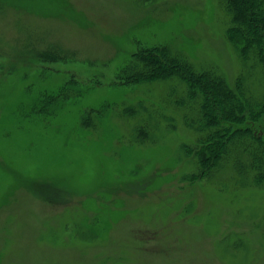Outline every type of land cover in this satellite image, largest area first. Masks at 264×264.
<instances>
[{
	"label": "rangeland",
	"instance_id": "1",
	"mask_svg": "<svg viewBox=\"0 0 264 264\" xmlns=\"http://www.w3.org/2000/svg\"><path fill=\"white\" fill-rule=\"evenodd\" d=\"M227 22L219 0H0V264H264V186L194 175L177 79L110 82L139 46L165 44L259 95ZM58 87L40 103L54 118L28 114Z\"/></svg>",
	"mask_w": 264,
	"mask_h": 264
},
{
	"label": "trees",
	"instance_id": "2",
	"mask_svg": "<svg viewBox=\"0 0 264 264\" xmlns=\"http://www.w3.org/2000/svg\"><path fill=\"white\" fill-rule=\"evenodd\" d=\"M219 1L228 17L225 30L228 41L242 62L259 70L262 84L259 95L248 91L242 73L231 85L214 69L195 70L183 54L165 44L139 46L116 68L110 82L138 86L176 78L173 84L178 96L171 101L179 109L184 125L196 132L194 152L184 145L187 156L194 154L198 167L194 175L212 179L220 177L219 170L228 169L236 178L245 177L255 186H264V0ZM43 54L46 55L41 61L49 64L66 58L58 53ZM65 96L61 87L55 92H44L39 103L29 107L28 114L54 118L61 107L45 109L40 103ZM106 106L83 109L79 124L94 127ZM133 110V106L123 108L126 114ZM143 129V125L135 128L139 134Z\"/></svg>",
	"mask_w": 264,
	"mask_h": 264
}]
</instances>
